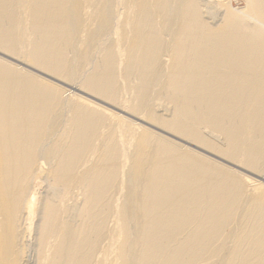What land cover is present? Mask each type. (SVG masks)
<instances>
[{
	"label": "bare ground",
	"instance_id": "1",
	"mask_svg": "<svg viewBox=\"0 0 264 264\" xmlns=\"http://www.w3.org/2000/svg\"><path fill=\"white\" fill-rule=\"evenodd\" d=\"M229 1L0 0V264H264V0Z\"/></svg>",
	"mask_w": 264,
	"mask_h": 264
},
{
	"label": "rangeland",
	"instance_id": "2",
	"mask_svg": "<svg viewBox=\"0 0 264 264\" xmlns=\"http://www.w3.org/2000/svg\"><path fill=\"white\" fill-rule=\"evenodd\" d=\"M229 3H230V5H232V6H234V7H242V6H245V4H246V0H231V1H229ZM1 56L4 57V58H6V59H8V60H11V61L17 63L16 61H14V60H12V59H9V58H7V57H5V56H3V55H1ZM17 64H19L20 66H23V65L20 64V63H17ZM243 173H245V174H247V175H250V176H253V175H251L250 173L245 172V171H243ZM253 177H254V176H253ZM254 178H256V179H258V180H261V179L258 178V177H254Z\"/></svg>",
	"mask_w": 264,
	"mask_h": 264
}]
</instances>
